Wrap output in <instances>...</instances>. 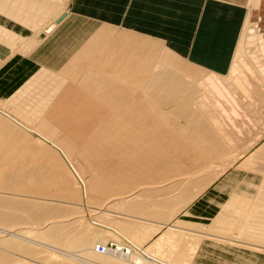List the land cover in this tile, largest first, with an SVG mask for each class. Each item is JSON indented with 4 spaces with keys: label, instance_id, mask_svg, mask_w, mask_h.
<instances>
[{
    "label": "rangeland",
    "instance_id": "1",
    "mask_svg": "<svg viewBox=\"0 0 264 264\" xmlns=\"http://www.w3.org/2000/svg\"><path fill=\"white\" fill-rule=\"evenodd\" d=\"M60 1H61V4H59L58 1L57 2L54 1V3L56 2L58 4L57 5L58 8H61L60 11H58V9H56V6H54L55 5L54 3H53L54 5L52 4V6L55 7V11L57 10L58 13L56 11L55 15L49 14L50 17H48V15H47L48 18H46V19L44 18L45 17L44 16L43 17L44 19H42L43 20L42 22H41V19H40V22H38L39 20L38 21L36 20V23H37L36 25H34V24L24 25L26 27L27 31L30 33V34L28 33L29 36H20V35L16 36V35H14V38H13V36H11V38H9V35H6V33H7L6 31H5V34H4V32L0 31V83L3 84L2 79H3L5 71L8 70L11 65L14 66V62H16L17 60L26 59L30 62H33L32 60L34 59V57H33L32 53L35 51V48H37L36 53L38 54V56L40 55L36 59H38V62L39 61L43 62L42 65L37 64L36 66H34V65L30 64L27 67H25V65L18 67V70L15 72L16 79L15 80L13 79L12 80L13 82L9 83L10 86L17 84L18 87L17 88H6V89L2 88V90L0 89V117L2 119L6 120L7 122H9L10 124H12L18 130V132H20V134L22 133L21 134L22 137H24V138L27 137L28 139L30 138L29 140L32 143H35L37 145V148L35 145L34 150H37L38 154H41V156L42 155L48 156L50 154V155H53L55 157V162H52L51 163L52 165L50 164V166H48V168L49 167H51V169H52V167L54 168V169H52V172L56 171L54 173V176H56V178L54 177L55 179L54 178L53 179L55 181L57 180L56 181L57 183L56 184L54 183L55 185H52V187L49 186V190H48L49 193L47 192V194L46 193H44V194L43 193L42 194L41 193H30V192H26V191H16V190H10V189H5V188L0 187V197H1L0 201H2V199L4 200L5 198H8V200L6 199V200H4V202L6 201L9 203V200H11L10 203L11 202L14 203L12 201V200H14V201H17V203L24 202L26 204H29L31 206L27 205V209L29 208V210H27V211L29 213L31 212L33 214H36V217L38 215L37 219L39 218L38 221L35 220L36 224H34V221H33V223H31L32 222L31 221L30 222L31 224L26 222L28 219L21 220V221L18 220L20 223L17 221L18 223L14 222L15 224L13 223V225L12 224L11 225H5V224L0 223V264H32V263L33 264H41L42 261L45 264H48V263L50 264L52 260H48L47 257L48 258L49 257H56V258H59L61 260H67L70 262L72 261L74 264H97V263H99V264H102V263L103 264H113V263H115L116 264V261H112L113 258L111 260L108 259L109 257L106 259L105 258L103 259V258H101V256L99 254L97 255V253H92L93 252L92 250L96 245H100V244L103 245L105 243L107 244L109 241L116 243L118 248H119V246H122V248L126 247L125 249H128V250L130 249V251L132 250L133 253H131V254L136 255V257L133 256V260L135 259L134 263L136 262V264H148V263H150V264H174V263L170 262L169 260L164 259L163 256L159 253V251L153 252V250H151L149 248V245L152 244L153 242H155V240L158 239V237L163 232L166 231V228H165L166 225H164L160 229V231H157V233H156L155 227H149V225H147L148 227H146L145 229H147V228L151 229L148 232V233H151V236L149 235L150 237H148V236L142 237L139 235V231L136 232L134 230L131 231V234H127L126 232H124L122 230V228L120 226H118V224H119V222L122 223V222H125L126 220H128L129 222H132L129 219L131 216H133V218L131 217L132 219L137 218L136 219L137 221L139 220L144 224L145 223H151V224H156V225H163V224L174 225L175 224L177 226L179 225L180 227H182V229H180L181 231H185V230H183V228H184V229H186V232L192 230V231H196V232H203V234L204 233L205 234H212L211 236H208V237H211L212 239L219 238V236H222L223 238H227L228 241L239 242V246H237L235 244L234 245L232 244L234 242H232L231 244H228V242L226 243V241H222V243H223L222 244L219 241L218 244L220 246L225 247V248H230V249L231 248L232 249L238 248L240 250H244L245 246L249 245V246H254L256 248L261 247L259 249L264 250V152H263L264 151V113H263L264 107L262 108L261 105L256 104L254 102L255 101L254 99H252V98L250 100L248 99V98H250V94H248V93L256 88V86H255L256 81H255V85L253 82H252L253 84L252 83H250V84L244 83V86L241 85V87L243 86L242 88L239 87L241 89H239L238 86H235L236 85L235 83H237V85L239 83V86L241 84L240 81L239 82L236 81L237 78L243 77L244 79H246L247 76H250L247 73L246 77H244L245 72H244L243 67L245 68V65L248 63V60L250 61L248 63V65L253 64L254 62H255L254 64L257 65V66L254 64L249 65L250 68L253 67L252 69L253 70L255 69L256 72H258V70L264 71V25H263L264 24V16L261 19L258 16L259 0H247V2H246V6H245L246 15H245V21H244L245 23L243 25V29H242L241 35L239 37L237 48L235 50V54L233 55V59L231 62V67H235V70H233V68L230 67L231 69H229V71L225 74H215V73L209 72L207 70L205 71V69L200 68L198 65H195L192 62L186 60L185 58H182V57L176 55L175 53H173L171 50H169L163 44V42H161L159 40L149 38V37H145V36H141L139 34H134L128 30H124V29H121V28H118L115 26L105 25V24H101L99 22H95L92 20L78 18V17H76V16H74L68 12L67 5H68L69 0H59V2ZM60 15L62 18L59 17ZM60 18H61V20H60L61 22H60V25L58 26L59 29L56 32V34H54L52 37L46 35L47 34L46 32H49L50 28L52 27V26H50V27H47V26H49L52 23H55V21H57V19H60ZM28 21H30V20L28 19ZM28 21H26V22H28ZM1 23H5V22H1ZM33 23H35V22H33ZM4 26L8 27V25L6 26V23ZM0 27H2V26H0ZM3 27H2V29H3ZM5 27H4L3 31L5 29L6 30H8V29L13 30L12 27L8 28V29ZM248 29H250L249 33H248ZM252 29H254V30L252 31ZM16 33H14V34H16ZM95 33L96 34L101 33L100 35H101V38L103 39V41L106 43H109L111 45L121 43L123 41L127 42V43L129 42L130 44L128 46L130 48H132V45L135 43L139 44L140 46H143V44H146L145 57L143 56L144 58H142L143 61L140 59V63H139L138 62L139 60H136L135 66H134V64L132 66V67H134L135 73H132L133 68H132V71H130L131 73H128V75H131L133 77H137V79L140 77L141 78L144 77L143 79H145V80H143V79L142 80L147 81L144 83L145 86L148 85V84H146V83H148V80H146V77H149L150 75H152L153 72H155L153 75L158 74V73L163 74V73L169 72V69L166 68L164 65H162L163 62L161 61V59H162L161 57H164L165 60H167V63L171 65V67L181 69V71H174L176 75H177V72H183L181 74H178L177 76L175 75L177 77L178 82L181 81L182 84L184 82H185L184 84L189 83V82H193L191 80H193V78H195V77L196 78L198 77L197 79H201V80L203 78L204 82L206 80L207 81L209 80L208 84H207V82L206 83L203 82L204 83L203 87H204V85H205V87H204V89L202 87L201 91L199 90V94H201V92L203 93L201 95V97L204 96V94H205L204 98H206L208 96V94H207L208 92L206 90L209 91L210 89H214V90H212L213 92L210 91L211 95L216 93L219 89L221 91L222 86L219 83H221L222 85H229L231 90H233V89H234V91L236 90L237 91V93H235L236 98H241L240 96L244 95L243 98H245V99L243 101L244 102L250 101V102H249L248 106H247V104L243 103L242 108H246L244 106H247L250 108V106H251L250 110L253 109V111L255 112V113L253 112L256 115L255 119L253 118L254 114L253 115L250 114L252 112H250V113L247 112L248 114L243 113V116H245V119L243 116H239L240 112H237L238 113L237 116H236L237 113L236 114L233 113L234 116L232 115V113H228V114L226 113L227 117L230 118L232 116L230 118V121L232 122L231 123L230 121H228V118H226V116H225L226 119L224 118V115H225L224 114L222 118L225 119V121L224 120L223 121L226 122V125L228 126V127H226V129H229L231 126L234 129L233 125L236 126V124L237 125H244V127L242 126L243 127L242 131L238 130V128H240L239 126H238V128H235V129H237L238 133L234 129V133L235 132L236 133L235 134L233 133V135L230 134V135H232V137L230 136L231 138L230 137L226 138V139H228V142H226L227 140H225V138L223 137L224 140H222L221 144H223V145L225 144V145L224 146L221 145V150L223 152L221 151V153H220V154H222L220 159L217 158V160L215 159L211 163L210 162H203L202 160L200 161V159H199L200 163H195L194 165L192 163L189 164V161H187L188 163L187 162L186 163L188 165L180 163L181 167L176 168L175 169L176 171L173 170V171L168 172V173H162L163 171H161L160 173H158L160 175H157L154 172L149 171V174L147 176H144L145 178L143 177L141 180L137 179V176H136V175H138L139 170L138 169L134 170L133 167H130L132 165L126 166V165L119 164V166L118 165L117 166H111V165L109 166L106 162L105 164L100 163V167H98L99 164L94 163V161L96 162V160H94L93 158L92 159H90L88 157H87L88 159L86 157L82 158L81 156L79 157V155H76L73 152L65 151L64 147L61 145L62 143L59 142V141H61L59 139L62 138L61 135L63 133H65V131H66L65 127L68 125V123L66 126H65L66 123L61 124V125L65 126V127L63 126L64 128L60 124L55 125L56 128L58 126L60 131L57 132L58 128L56 129L57 131L55 130V132H56L55 137L56 138L54 137L55 138L54 141H53V138L49 137V135H47L46 133H44V131H42L38 128V125H39L38 121L40 122L41 119L39 120V119L35 118L33 113H34V111H36V109H38V108H36V107H38L37 105L40 104L43 107L44 103L42 105V102H45V103L49 102L48 103L49 105H46L47 103L45 105L51 106L52 102L50 101V99H53V98H48V97L40 98V99H42V102L39 103V101H41V100L39 99L37 101L35 99L37 98V96H39V97L43 96L44 91L43 92L39 91V90H37V88L35 90L34 87H38L40 85L39 83H44V84L46 83L45 82L46 80L44 79V77L39 78L42 76V75H40V73L43 74L44 72L46 73L45 74L46 77L48 76L47 74L49 73L50 75L52 74V77H54L55 79L60 80L61 82L64 83L65 80H61L58 78L63 76L62 70L65 68V65L68 61L67 59L71 56V54H73V53L76 54L77 52H79V49H77L76 46L78 45V48H79L81 45H83V39H88L89 37H92ZM262 38H263V40H262ZM9 41H11V42L13 41V42L11 43ZM79 41H81V43H79ZM4 44H7L9 47H12V48L10 49L9 47L4 46ZM143 48H144V46H143ZM147 52L149 54V57L146 58ZM239 52H240V54H239ZM245 53H246V55H245ZM63 54H65V55H63ZM41 55H43V56H41ZM105 56L109 57V58H114V57H110L107 54H105ZM253 56H255V57H253ZM150 57H152V58H150ZM173 57H176V58H173ZM246 57H248L249 59ZM145 58H146V60H145ZM239 58H240L241 63L239 61ZM149 59H151L150 62H149ZM175 59H176V61H175ZM243 61H245L247 63H244ZM161 62H162V64H161ZM178 63H179V65L177 67ZM234 63L237 66H235ZM173 64H175V65H173ZM242 65H244V66H242ZM258 65H259V67H258ZM192 67H193V70L190 69ZM236 67H238V68L240 67L238 71H240V69H243V70H241V72H242V75L240 74L241 77H238V74L240 72H237ZM165 68L168 70H166ZM45 69H46V71H45ZM157 69H158V71H157ZM198 69H200V70H198ZM48 70H50V71H48ZM232 70L237 72L234 74L235 76L233 75V73H230ZM93 72L91 73L90 76H88V78L85 79L88 81V82L85 81L86 82V84H85L86 88H83L82 90L78 91V93L81 92L79 94V98L81 97L80 98L81 100L79 99L80 101H78V103L79 102L80 103L77 105V107H80V108H78V109H81V108L84 109L85 103L87 101L89 102V101L93 100V102H94L96 97L93 96L92 100L89 99L88 97L91 98L92 95H94L96 93H100L99 91L103 90V88H102L103 82L101 80L102 77L100 76V74H97V72L95 74H97L98 76L95 75ZM147 73H148V76H147ZM204 73H205V76L202 77L204 75ZM195 74H197V76H195ZM134 75H136V76H134ZM179 75H181V78ZM229 75H232L235 78H233V77L231 78V76H229ZM260 75L262 76V74H260ZM58 76H60V77H58ZM138 76H140V77H138ZM178 76L180 79L178 78ZM228 76L230 78L229 83H228L229 80H227ZM94 77L96 79H94ZM100 77H101V79H99ZM133 77H131V79H129L130 77L129 78L127 77L129 79L131 85L129 84V81H128L127 87H125L126 91H127V88L129 85H130V87H133L132 82H131ZM263 78H264V76H262V78H261L262 80H261L260 87L262 86L261 88L264 91V88H263L264 87V84H263L264 79ZM93 79H94V81H93ZM128 79H126L125 82H127ZM37 80L39 83L37 82ZM142 80L141 81L139 80V83L142 82ZM255 80H256V78H255ZM82 81H83V79H81L80 82L78 81V83L84 84ZM99 81L102 82V85H100L101 83ZM196 81H198V80H196ZM125 82H124V84L126 85ZM225 82H226V84H225ZM67 83L68 82L66 80V82L64 84H67ZM139 83H137V84H139ZM232 83H234L235 85H233ZM36 84L37 85L39 84V85L36 86ZM91 84H93V85H91ZM144 84L142 85V89H145V88H143V87H145ZM192 84L194 85V83H192ZM206 84L207 85L210 84L209 89H207L208 87L206 86ZM258 84L259 83H257V85ZM186 85H191V84L189 83ZM219 85L221 86V88L219 87ZM246 85H247V88H245ZM248 85H250V86H248ZM41 87H42V85L39 88H41ZM130 87H129L127 92H130V89L132 92V89H134V87L133 88H130ZM211 87H213V88H211ZM250 88H254V89L250 90ZM32 89L34 91H32ZM84 89H86L88 92L87 91L85 92ZM216 89H217V91H216ZM245 89H247V90L249 89L248 90L249 92L245 91ZM96 90H97V92H96ZM240 90H242V92L239 93ZM36 91L38 92L39 95L37 94ZM91 91H93V92H91ZM214 91H216V92H214ZM222 91L219 92L220 96L216 93L219 100L217 99V97L214 94V98L212 97L213 95L211 96L213 98V99H211V101L212 100L215 102L217 101L216 105L218 104V106H221L222 108L228 109V108H230L229 107L230 105L228 106L229 103L227 102V101H229L228 100L229 97L224 96L225 94ZM35 92H36V94H34ZM56 92H58V90ZM131 92L129 93V96H131V98H134L137 94L134 95V97H132L134 92L132 95H131ZM31 93L34 96L31 95ZM83 93H84V95H83ZM221 93L223 95H221ZM245 93H247V94H245ZM251 93H253V92H251ZM27 94H28V96H27ZM35 95H37V96H35ZM97 95H99V94H96V96ZM247 96H249V97H247ZM26 97H28L29 100ZM82 97L85 100L83 99V101H82ZM220 97H222V98H220ZM31 99H32L33 103L31 102ZM220 99H222V100L225 99L226 103L223 100L225 105H224L223 101ZM231 100H232V98L230 97L229 102H230L231 106H234V105H232L231 102H233V101H231ZM233 100H235V99H233ZM236 100H239V99H236ZM211 101L209 99V101H207V102L211 103ZM82 103H83V105H82ZM250 103L252 105H250ZM255 104H256V108H257V105L260 106V107H258V109L260 108L259 111H258V109H255V107L253 106ZM17 107H19V108L22 107V110L19 109L17 111V109H18ZM240 107H241V105H240ZM25 108H27V109H25ZM249 108H246V109L248 110ZM20 111H22V112H20ZM37 114L40 115L43 113H41L39 111ZM37 114H36V116L38 117ZM240 115H242V114H240ZM40 116L43 117V115H40ZM246 116L253 118V120L251 119L252 120L251 121L250 119H248V117L246 120ZM259 117L262 118L261 121H263V122H261L259 120L261 122L260 123L258 121ZM235 118H238V119H235ZM221 123L223 124L222 120H221ZM234 123H236V124H234ZM222 124H221V126H219V124H218V126L222 127L223 126ZM229 124H230V127H229ZM69 125H71V124H69ZM72 125H71V127H72ZM67 128L69 129L70 126ZM231 129L232 128L229 129L230 130L229 133L232 132ZM63 130H65V131H63ZM218 131L219 130H217V134H219ZM221 132L224 133V131H221ZM221 134L222 133L219 134L220 135L219 138H222ZM37 142H38V144H37ZM59 143H61V144H59ZM228 143H230V144H228ZM227 145L230 146V147L228 146L230 149L227 147ZM222 146H223V148H222ZM43 147H44V149H42ZM44 153H45V155H44ZM102 162H103V160H102ZM42 163H39V164H41V166H40L41 168H43V166H45V163L43 166H42ZM182 165H183V168H182ZM186 165H187V167H186ZM189 165H191V166H189ZM125 167H129L130 169H133V170H131V172H129V174H130L129 176L132 178L125 175V172L123 170V168H125ZM108 172L109 173L116 172L117 176L113 178V180L115 179L114 181L117 182L115 186H119V188H120L119 192H121L120 194H124L123 197L124 196L127 197L126 199H127L128 203H130V204L132 202H134L135 204L141 203L140 206L141 205L144 206V204H145L144 207L157 208L156 210H158L160 213L164 212V213L169 214L170 216L166 217V218H162V217L160 218V216L158 217L157 215H155V213H153L155 215L154 216L152 213L146 214V212H144L142 214H136V213H133L132 210L125 209L123 211L119 207L117 208L118 205L117 206L109 205L110 203L108 204V202H107V201H109L108 197H105V199L103 198V200L100 202L99 205H97V203L92 202L86 196L87 187L93 185L92 182H96L100 186H102V189H98V190H104V188H105V186H103L104 183L106 184L110 180V178H108V176H107ZM131 173H134V174H131ZM161 173L164 175H162ZM57 174H59V175H57ZM63 180H65V181H63ZM146 181H147V183H149V186H147L148 184H146ZM143 182H144V184H146V185H143L145 191L140 190L143 188V186H142ZM146 186H147V188H145ZM150 186L152 187V189H150L151 188ZM147 189H149V190H147ZM137 191H138V193H137ZM117 192H118V190H117ZM210 193H212L214 195V197H213V195L211 197L212 200L214 199V201H212V204L214 202V204L216 206L214 204L212 205L211 202H209V204L207 203L208 205L206 204V202L204 204L205 199L207 198V196ZM134 195H136V197ZM2 197H4V198H2ZM131 197H133V198H131ZM106 199H108V200H106ZM134 203H132V204H134ZM153 204H154V206H153ZM100 205H101V207H103V211L101 212V214H96L95 212H93V211H95L94 210L95 207H100ZM143 206H141V207H143ZM150 206H153V207H150ZM10 211L14 212L15 209H12ZM17 211H16V213L20 214L21 211L20 212L19 211L17 212ZM224 212H225V214L228 213L227 214L228 216L227 215L225 216ZM14 213H11V214H13V216H14ZM9 214H10V212H9ZM16 215L21 216V219L25 218V217H22V213H21V215L15 214V216ZM223 215H224V218H226L227 221L230 223L229 229H231V230H229V231H226L225 229H223V230L221 229L222 230L221 231V230H218L217 228H214V224H213L214 220H216V221L222 220ZM77 217H79V218H77ZM58 218L61 221H58ZM50 219L54 220V221L57 220V222L55 221L56 223H50L48 225V223L50 222ZM68 223H69V225H68ZM21 226H24V227L26 226L25 228L24 227H22V228H24V230H26V232L28 230V233L19 232L18 234L17 233L15 234L14 230L17 231V229H21L20 228ZM27 227L28 228L31 227L32 230H30L31 228L28 229ZM85 227L93 229L92 231L90 230L92 235H93V231H94V233H95V231H97L96 233H101L102 235L101 234H99V236L97 235V237L99 239L96 237V235L95 236L93 235L94 236V239L92 238L93 243L91 245H89L91 243L90 242L89 244H87L84 247L80 244H76L75 242L77 240H79L80 236L85 234V232H84ZM34 228H38V229H34ZM120 228H121V230H120ZM82 229H84V230H82ZM181 231H176V233L178 232L177 234L180 233V235H182V234L185 235L184 232L182 233ZM39 232L42 236L39 234ZM172 233H170L171 234L170 236L176 234L175 231ZM64 234H65V236H64ZM38 235L40 237H38ZM186 235H187V233H186ZM194 236L195 235L189 236L190 239H187V238H189L187 236L186 239L187 240L193 239L192 241H194ZM43 237H45V238H43ZM197 238H198V240L201 238L203 241H213L215 243L218 242V240H216V239H214V240H216L217 242L212 240L211 238H209V239H207L206 237L202 238V236H200V238H199V236H196L195 239H197ZM94 240H95V242H94ZM202 240H200V241H202ZM241 243H243V244H241ZM184 244H186V243H184ZM240 244L241 245L245 244V246L241 247ZM78 245H79V247H78ZM18 246H20V248H21L20 251H19ZM213 247L214 246H212V248ZM214 248H215V249H213L214 252H204L203 253V252H201V249H200V250H198V252L196 251L197 253H194V255H191V253H193L194 251H192L191 253L189 252V254H188V252H186L187 254H185L184 252H182L181 254L179 253V255L184 256V258H182L180 256L181 258H179V261L177 263H179V264H248V263L257 264V263H254V261H257V259H252V261L249 260L248 258L243 259L242 257L232 255L233 253H228L225 250L220 249L219 246H216ZM164 249H166V248H164ZM246 249L250 250L251 248H246ZM251 250L254 251V249H251ZM263 250H259V251L257 250V251H254V253H257L258 255H260L262 257V261L264 262V253H263L264 251ZM86 251H88V253ZM123 252H124V250H123ZM165 252H166V250H165ZM86 253H87V255H86ZM167 253H168V250L166 252V255L168 257H171L168 255L169 253L168 254ZM36 255H37V257H36ZM108 256L112 257L113 255L111 256V254L110 255L108 254ZM45 258L48 261H46ZM98 258L99 259L101 258L102 260L101 259L99 260ZM116 259H119V258H116ZM171 259H172V257H171ZM105 260H107V262ZM120 260H122V259H120ZM110 261H112L113 263H111ZM51 264H53V261ZM262 264H264V263H262Z\"/></svg>",
    "mask_w": 264,
    "mask_h": 264
},
{
    "label": "bare ground",
    "instance_id": "2",
    "mask_svg": "<svg viewBox=\"0 0 264 264\" xmlns=\"http://www.w3.org/2000/svg\"><path fill=\"white\" fill-rule=\"evenodd\" d=\"M54 1H56V2L58 1V3L61 4V1L59 2V0H0V11H1L0 12V23L1 22L7 23V21L11 20L12 17L15 18L17 21L18 20H20L21 22L24 21L25 24H26V21H28V19L30 21L32 20L35 23H36V20L37 21L39 20L38 22H40V19H41V22H42L43 21L42 19H44V18L46 19V18L50 17L49 14H54V15L56 14L55 12L57 10L55 11V7L52 6ZM56 2L54 3L55 5L54 4L53 5L56 6V9H58V11H60L61 8H58V6H57L58 4ZM4 10L7 12L6 14H5V12H3ZM58 11H57V13H58ZM47 15H48V17H47ZM258 16L260 19L264 16V0H259ZM59 17H61V15ZM61 18L57 19V21H55V23H52L49 26H47V27L52 26L50 28L49 32H46L48 35L51 32L58 31V29H59L58 26L60 25ZM15 19H12V20H15ZM5 23H1L0 26L3 27L5 25ZM22 25H24V24H22ZM2 27H0L1 28L0 31L4 32V34L6 31L7 32L6 35H9V38H11V36H13V38H14V35L17 36L18 33H16L17 31L13 27L12 28L14 31L12 29H8V28H11L9 26L8 27L4 26L8 30L5 29L3 31L4 27H3V29H2ZM253 30L254 29H252V31ZM249 31H250V29H248V33H249ZM14 33H16V34H14ZM95 34L92 37H89L88 39H83V45H81L79 48H78V45L76 46L77 49H79V52H77L76 54H74V53L71 54V56H70L71 58L69 57L67 59L68 61L65 65V68L62 70L63 76L62 77L58 76L60 78L57 77L58 79L65 80V82L67 80V82H68L67 84H64L65 82L63 83L60 80L55 79L54 77H52V74L50 75L48 73L47 74L48 76L46 77V75H45L46 73L43 71L44 73L43 74L40 73V75H42V76L39 78L44 77V79L46 80L45 81L46 83L45 84L39 83L37 80V82L40 85L38 84L39 85L38 86L36 84V86H38V87H34L35 90L37 88V90H39V91H42V92L44 91L43 96L39 97V96L35 95V96H37V98L35 100L38 101L40 98H44V97L53 98V99H50V101L52 102L51 106H46V105H49L48 104L49 102H46L47 103L46 104L45 102H42V99H40L41 101H39V103L42 102V105H43V103H44V105L45 104L46 105L45 106L43 105V107H42L38 103L41 107L39 105H37L38 107H36V108H38V109H36V111H34V113H33L35 118H37L39 120L41 119L40 122L37 120L39 123L38 128L40 130L44 131V133L49 135V137L53 138V141H54V139L56 138L55 137V134H56L55 130L58 128V126L56 128V126H55L56 124L61 125V124L66 123L65 126L67 125V123H68V125L73 124L72 127H71V125H69L70 126L69 129L67 128V127H69L68 125L66 127L64 125H61L62 127L63 126L65 127L66 131L63 130V131H65V133H63L61 135L62 138L59 139V140H61L59 142H61L62 144L61 143H59V144H61L64 147V150L67 152H73L74 154L79 155V157L81 156L82 158H84V157H86V158L88 157L90 159L93 158L94 160H96V162L94 161V163L99 164L98 167H100V163L105 164L106 162L109 166L110 165L111 166H117V165L119 166V164L126 165V166L132 165L130 167H133L134 170L135 169L139 170L138 175H136V176H137V179L141 180L144 176H147L149 174V171H152L155 174L160 175L158 173H160L161 171H163L162 173L171 172V171L175 170L176 168L181 167L180 163L187 164L188 163L187 161H189V164L192 163L194 165L195 163H200L199 159H200V161L202 160L203 162H210V163L215 159L217 160V158L220 159V157L222 156V154H220V153L222 151L221 145H223V144H221V143H222V140H224L223 137L225 138V140H227L226 142H228V139H226V138H229L230 136L232 137L235 128H238V126H239L240 128H238V130L242 131V129L244 127V125H237L236 123H234V124H236V126L233 125L234 126V129H233L232 126L230 127V124L232 123L230 121V118L232 116L229 118L226 115L228 113H232V115L234 116V114H236L237 112H240L239 116H243V113L246 114L247 112L248 113L252 112V113H250L252 115L255 113L253 111V109H251L252 111L250 110L251 106H250V108L247 107L249 105L250 101L244 102L243 101L245 99V98H243L244 95L243 96L241 95L240 96L241 98H236L235 93H237V91L236 90L234 91L233 88H232L233 90H231L229 85H222L221 83H219L222 86V88H221V86L219 85V87L221 88V91L223 90L222 92L225 94L224 96L229 97V99L227 98L229 101H230V97L232 98L231 101H233V102H231V103L234 106H231L230 102L227 101L229 103V104L227 103L228 106L230 105L229 106L230 108H228V109L222 108L221 106H218V104L216 105L217 101L215 102L212 100L214 103L211 101V99L214 98V94L216 97H217L216 93L220 96V94H219V92H221L220 89L218 91L216 89L217 92L214 91L216 93L212 94L213 96L211 95V92H213L212 90H214V89H210L209 91L206 90L208 93L204 90L208 94V96L206 98H204L205 97V94H204V96H202L203 97L202 98L201 95L203 93L201 92V94H199V90L201 91L203 84L206 82L208 84L209 80L208 81L206 80L204 82L203 78L201 80V79H197L198 77L197 78L195 77L196 79L193 78V80H191L193 82H189L187 80L191 85H186L189 83L184 84L185 82L182 84L181 81L178 82L176 76L178 74L183 73V72H177V75H176L174 71H181V69L171 67V65L167 63V60H165L164 57H161L162 58L161 61L163 62V64H162V62H161V64L164 65L166 68H168L169 72L168 73L162 72L163 74H161V73L159 74L157 72L158 74H155V75H153L155 73V72H153L152 75H150L149 77H146V80H148V83H146V84H148V85L145 86L144 83L147 81H143V80H145V79H143L144 77L141 78L140 76H138V77H140V78H138L140 81L143 79L142 80L143 83L142 82L139 83V80L137 79V77H133L131 75H128V73H131L130 71H132V68H133L132 73H135L134 67H132L133 64L135 66L136 60H139L138 62L140 63V59L142 60V58L145 57L146 44H143L144 48H143V46H140L139 44H136V43H135L136 45L133 44L132 48H130L128 46L130 43L129 42L127 43L124 41L121 43L111 45V44L103 41V39L101 38V35H100L101 33L100 34L97 33L96 35ZM262 40H263V38H262ZM81 41H79V43H81ZM9 42H11V41H9ZM10 48H12V47H10ZM105 54L109 55L110 57H114V58L106 57ZM239 54H240V52H239ZM63 55H65V54H63ZM245 55H246V53H245ZM147 57H149L148 52H147L146 58ZM253 57H255V56H253ZM146 58H145V60H146ZM150 58H152V57H150ZM173 58H176V57H173ZM246 58H248V57H246ZM150 60L151 59H149V62H150ZM175 61H176V59H175ZM239 61H240V58H239ZM243 62L247 63L245 61H243ZM249 62L250 61L248 60V63ZM240 63H241V61H240ZM248 63L245 65V68L243 67L244 72H245V73L243 72L245 75V76L244 75L243 76L246 77L247 73L250 76H247L246 79H244L243 77L237 78L236 81L241 82L240 86H239V83H238V85H237V83H235L236 85L234 83H232V84L235 86H238V88H239V87H241V85L244 86V83L250 84L253 82L255 85V81H256V85H255L256 88L255 89L250 88V90L251 89H254V90L249 92L248 91L249 89L248 90L245 89V91H248L249 93L248 92L247 93L250 94V98H248L249 100L251 98L254 99L255 100L254 102L258 105H261V107L263 108L264 107V91L261 88L262 86L260 87V84H261V80H262L261 78H262V76H264V71H262V70L259 71L257 69L258 72H256L255 69L254 70L252 69L253 67L252 68L249 67V65H253L255 62L253 64H249V65H248ZM173 65H175V64H173ZM178 65H179V63L177 64V67H178ZM254 65H256V64H254ZM235 66H237V65L235 64ZM242 66H244V65H242ZM258 67H259V65H258ZM231 68H233V70H235V67H231ZM236 68H237L236 69L237 72H240L238 74V77H241L240 74L242 75L241 70H243V69H240V71H238L240 67L239 68L236 67ZM168 69H166V70H168ZM190 69L193 70V67ZM198 70H200V69H198ZM233 70L230 73H233V75H234L237 72L233 71ZM45 71H46V69H45ZM48 71H50V70H48ZM157 71H158V69H157ZM92 72L94 74L97 72V74H100V76L102 77V79H101V77L99 79L102 80L103 85H102V82H100L101 80L99 81L101 84L100 83L99 84L102 85L103 90L102 91L100 90L99 91L100 93H96V94H99L97 96H96V94H94V95H92L91 98L88 97L89 99L92 100V98L94 96V97H96L97 100L95 99L94 102H93V100L89 101V102L86 100L87 102L85 103V108L84 109L81 108L82 109L81 110V109H78L80 107H77V105L80 103V102L78 103V101L81 100L80 99L81 97L79 98V94L81 92L78 93V91L82 90L83 88H86L85 84L88 81L85 79L88 78V76H90ZM97 74H95V75H97ZM260 74H262V76ZM134 76H136V75H134ZM147 76H148V73H147ZM179 76L181 78V75H179ZM179 76H178V78H179ZM195 76H197V74H195ZM204 76H205V73L202 77H204ZM229 76H231V78L233 77L232 75H229ZM229 76H228L227 80L230 79ZM127 77L128 78L130 77L129 79H131V77H133L131 82H132V86L134 87L135 90L132 89V92H131V89H130V92H131V95L134 92L132 97H134V95L137 94L134 98H131V96H129L130 92H127L130 85H131V83ZM233 78H235V77H233ZM255 78H256V80H255ZM81 79H83L82 82L84 84L78 83V81L80 82ZM94 79H96V78L94 77ZM94 79H93V81H94ZM126 79H128L127 82H125ZM196 80H198V81H196ZM123 81L126 83V85L124 84ZM128 81H129L130 85L128 86L127 91H126L125 87H127ZM133 81L134 82L136 81V82L134 83ZM229 82H230V80L228 81V83ZM137 83H139V84H137ZM192 83H194V85ZM257 83H259V84L257 85ZM143 84L145 86L143 88H145V89H142ZM207 84H206V86L208 88L207 87L206 88L209 89L210 84L209 85H207ZM225 84H226V82H225ZM41 85H42V87L39 88ZM91 85H93V84H91ZM248 86H250V85H248ZM133 87H130V88H133ZM204 87H205V85H204ZM204 87H203V89H204ZM213 87H211V88H213ZM241 88H239V89H241ZM245 88H247V85ZM57 90H58V92H56ZM84 90H85V92L87 91L86 89H84ZM32 91H34V90L32 89ZM36 92L34 94H36ZM91 92H93V91H91ZM96 92H97V90H96ZM240 92H242V90H240L239 93ZM251 92H253V93H251ZM247 93H245V94H247ZM28 94H27V96H28ZM37 94H38V92H37ZM31 95H33V94L31 93ZM83 95H84V93H83ZM221 95H223V94L221 93ZM83 97H82V101L84 99ZM247 97H249V96H247ZM26 98L28 99V97H26ZM220 98H222V97H220ZM209 99H210L211 103L207 102V101H209ZM217 99H218V97H217ZM233 99H235V100H233ZM236 99H239V100H236ZM220 100H222V99H220ZM223 100L225 101V99H223ZM224 101H223V103H224ZM31 102H32V99H31ZM225 103H226V101H225ZM225 103H224V105H225ZM243 103L247 104V106H244V107L249 108L248 110L246 108H242ZM251 103H250V105H252ZM256 104L253 106L255 107V109H258V107H260V106L257 105V108H256ZM82 105H83V103H82ZM240 105H241V107H240ZM17 108H16L17 111L19 109L22 110V107L21 108L17 107ZM25 109H27V108H25ZM259 109H258V111H259ZM39 111L41 113H43V114H40V115H43V117H41L40 115L37 114ZM20 112H22V111H20ZM36 114L38 115V117L36 116ZM240 114H242V115H240ZM223 115H224V118L226 116V118H228V121L231 122V123L229 122L230 123L229 127L232 128L233 130L231 129L232 132H230V133H229L230 128L226 129V127H228V126L226 125V122H224L226 118L225 119L222 118ZM237 115H238V113L236 114V116ZM248 116H246V120H247ZM243 117L245 119V116H243ZM255 117H256V115L254 114L253 118L255 119ZM253 118L248 117V119H250V120L251 119L253 120ZM235 119H238V118H235ZM261 119L262 118L259 117L258 121L259 120L261 121ZM221 120H222L223 124L221 123ZM261 122H263V121H261ZM218 124H219V126H221V124L223 126L219 127ZM217 130H219L218 131L219 134L222 133L221 134L222 138H219L220 135L217 134ZM220 130L224 131V133L221 132ZM59 131L60 130L58 128L57 132H59ZM235 131H237V129H235ZM237 133H238V131H237ZM21 134H20V132H18V130L12 124H10L9 122H7L6 120H4L0 117V187L5 188V189H10V190H16V191H26V192H30V193H41V194L46 193L47 194V192L49 190V186L52 187V185H55L57 183L56 182L57 180L56 181L54 180L56 178V176H54V173L56 171L52 172V169H54L53 167H52V169H51V167H49L50 169L48 168V166H50V164L52 162H55V157L53 155H50V154L48 155L49 157L43 156V155L41 156V154H38L37 150H34V147L36 144L32 143L29 140L30 138L28 139L27 137H25V138L22 137ZM230 134H232V135H230ZM37 144H38V142H37ZM228 144H230V143H228ZM223 146H222V148H223ZM228 146L229 145H227V147ZM36 148H37V145H36ZM42 149H44V147ZM44 155H45V153H44ZM102 160H103V162L104 161L105 162L103 163ZM39 163H42V166L45 163L46 167L43 166V168H41L40 167L41 164H39ZM187 165H186V167H187ZM189 166H191V165H189ZM182 168H183V165H182ZM123 170L125 172V175L130 177L129 172H131V170H133V169H130L129 167H125V168H123ZM131 174H134V173H131ZM57 175H59V174H57ZM162 175H164V174H162ZM107 176H108V178H110V180L108 183H106V184L104 183V185H103V186H105L104 190H98V189H102V186H100L96 182H92L93 185L87 187L86 196L92 202L97 203V205H99L100 202L103 200V198L105 199V197H108L110 202L109 201H107V202H108V204L110 203L109 205H114V206L118 205L117 208L119 207L123 211L125 209H127V210H132V212L136 213V214H142L144 212H146V214L147 213H152V214L155 213V215H157L158 217L160 216V218L161 217L166 218V217L170 216L169 214L164 213L163 211H162L163 213H160L158 210H156L157 208L144 207L145 204H144V206L141 205V206H143V207H141L140 206L141 203L140 204H138V203L135 204L134 202H132L134 204L128 203V201L126 199L127 197H125V196L123 197L124 194H120L121 192H119L120 191L119 186H115L117 182H115L114 181L115 179L113 180V178L117 176L116 172H112V173L108 172ZM130 178H132V177H130ZM63 181H65V180H63ZM146 184H148L147 186H149V183H147V181H146ZM146 184H144V182H143L142 186L146 185ZM147 186L145 188H147ZM150 189H152V187ZM117 190H118V192H117ZM140 190H144V186ZM147 190H149V189H147ZM138 191H137V193H138ZM212 195L213 194L210 193L207 196V198L204 201V204H205V202H206V204L207 203L209 204V202H211V204H212V201H214V199L212 200V198H211ZM134 196L136 197V195H134ZM213 197H214V195H213ZM2 198H4V197H2ZM131 198H133V197H131ZM6 199L8 200V198H5L4 200H6ZM108 199H106V200H108ZM4 200L2 199V201H0V223L5 224V225H11V224L13 225L14 222L18 223L21 220L28 219L26 222L30 223L32 221L31 223H33V221H34V224H36L35 220L38 221V219H39V218L37 219L38 215L36 217V214H33L31 212L29 213L27 211V210H29V208L27 209V205H29V204H26L24 202H22L23 204L21 202L17 203V201H14V200H12L14 203H12V202L10 203L11 200H9V203H8L6 201L4 202ZM213 204H214V202H213ZM29 206H31V205H29ZM153 206H154V204H153ZM153 206H150V207H153ZM12 209H15V211H14L15 213L13 211H10ZM17 210L19 212L21 211L20 214L16 213ZM94 210L95 211H93V212H95L96 214H101V212L103 211V207H101V205H100V207H95ZM9 212H10V214L14 213V216H13V214L10 215ZM21 213H22V217H25V218L21 219V216H17V215L15 216V214L21 215ZM224 214H225V212H224ZM227 214H225V216ZM131 217L133 218V216H131ZM131 217L129 219L132 222H129L128 220H126L125 222H122V223L119 222V224H118V226H120L122 228V230L124 232H126L127 234H131V231L134 230L136 232L139 231V235L142 237H144V236L150 237L151 233H148V232L151 229H148V228H147L148 230L145 229L146 227H148L147 225H149V227H155L156 233H157V231H160V229L164 225H166V227H165L166 231L163 232L158 237V239L155 240V242L150 244L149 248L151 250H153V252L159 251V253L163 256L164 259H167L174 264H179V263H177L179 261V258H181V257L184 258V256L179 255V253L181 254L182 252H184L185 254H187L186 252H188V254H189V252L191 253L192 251H194L193 253H191V255H194V253H197L198 250H200V249H201V252H203V253L204 252H214L213 249H215L214 247H216V246H219L220 249H223L228 253H233L232 255H234V256L242 257L243 259L248 258L251 261H252V259H257V261H254V263H257V264L264 263L262 261V257L260 255H258L257 253H254V251H257V250L258 251L263 250V249H259L261 247L256 248L254 246H249V245L245 246V244L241 245V244H243V243H241L240 244L241 247L245 246V249L251 248V249H254V251L251 249L250 250L249 249L240 250L238 248H233V249L232 248L231 249L225 248V247L220 246L218 244L219 241H220V243H222V241H226V243L228 242V244H231L232 242H234L232 244L233 245L235 244L237 246H239V242L228 241L227 238H223L222 236H219V238H214V239L218 240V242H217L216 240L212 239L211 237H208V236H211L212 234H205V233L203 234V232H196V231H192V230L186 232V229H184V228H183V230H185V231H181L180 229H182V227H180L179 225L177 226L175 224L174 225H168V224L156 225V224H151V223H145L144 224L139 220L137 221L136 220L137 218L132 219ZM77 218H79V217H77ZM222 218L223 219L220 221L217 220L218 222L216 220H214V223H213L214 228H217L218 230L225 229L226 231L231 230V229H229L230 223L227 221L226 218H224V215L222 216ZM55 221L57 222V220H55ZM55 221L50 219V222L49 223L47 222V223L49 225L50 223H56ZM58 221H61V220H59V218H58ZM68 225H69V223H68ZM22 227H24V226H21L20 227L21 229L16 228L17 231L14 230V233L18 234L19 232H21V233L26 232V230H24V228L26 226L24 228H22ZM29 228H31V227H29ZM121 228H120V230H121ZM34 229H38V228H34ZM30 230H32V228ZM82 230H84V229H82ZM90 230L92 231L93 229L85 227V230H84L85 234L80 236L79 240H77V241L75 240L76 241L75 243L80 244V245L85 247L87 244H89L91 242L89 244V245H91L93 243L92 240L94 239V236L96 235V237H97V235L99 236V234H101V233H96L97 231H95V233H94V231H93V235H94L93 236ZM174 231H175V233H176V231H181L182 233L184 232L185 235H183V234L180 235V233L177 234L178 233L177 232L176 234L170 236L171 235L170 233H172ZM26 233H28V230ZM186 233H187V235H186ZM39 234H40V232H39ZM193 235H195L194 241H192L193 239L187 240V239H190L189 236H193ZM64 236H65V234H64ZM187 236L189 238L186 239ZM196 236H199V238H200V236H202V238L208 237L207 239L211 238L212 240L216 241L217 243H215L213 241H203L201 238L198 240V238L195 239ZM38 237H40V236L38 235ZM43 238H45V237H43ZM200 240H202V241H200ZM94 242H95V240H94ZM184 243H186V244H184ZM105 244H103V245L105 246ZM97 246L98 245H96L93 248L92 253H97V255L99 254L101 256V258H103V259L104 258L106 259L109 257L108 259L111 260L113 258L112 261H116V264H136V262L134 263L135 259L133 260V256L136 257V255L131 254V253H133V251L131 250L132 251L131 252L130 249L129 250L125 249L126 247L124 249L127 251V253H125V252H123V253H111L110 251L100 252L97 250ZM212 246H214V247L212 248ZM78 247H79V245H78ZM18 248L20 251V249H21L20 246H18ZM164 248H166V249H164ZM165 250H166V252L168 250L169 254L168 253L167 254L169 256H171L172 259H171V257H168L166 255ZM86 252L88 253V251H86ZM87 253H86V255H87ZM108 254L109 255L111 254V256L112 255L113 256L110 257V256H108ZM36 257H37V255H36ZM115 257L119 258V259H116ZM47 259L52 260L53 264H74L72 261L70 262L67 260H61V259L56 258V257H49V258L47 257ZM120 259H122V260H120ZM45 260H46V258H45ZM48 260H46V261H48ZM107 260H105V261L107 262ZM52 261H51V263H52ZM112 261H110V262L113 263ZM42 263L45 264L43 261H42ZM97 264H99V263H97ZM113 264H115V263H113ZM148 264H150V263H148ZM248 264H250V263H248Z\"/></svg>",
    "mask_w": 264,
    "mask_h": 264
},
{
    "label": "crops",
    "instance_id": "3",
    "mask_svg": "<svg viewBox=\"0 0 264 264\" xmlns=\"http://www.w3.org/2000/svg\"><path fill=\"white\" fill-rule=\"evenodd\" d=\"M246 2L247 0H69L67 7L68 12L78 18L159 40L173 53L200 68L215 74H225L231 67L243 29ZM3 12L7 13L5 10ZM12 19L15 18L12 17L6 25L13 27L19 33L17 35L29 36L24 25L33 22L25 24ZM56 32L46 35L52 37ZM4 46L9 47L6 44ZM36 51L37 48L32 53L33 62L17 60L14 66L11 65L5 71L3 84L0 83L1 90L18 87L17 84H9L16 79L18 67L43 64L36 59L39 57Z\"/></svg>",
    "mask_w": 264,
    "mask_h": 264
},
{
    "label": "built area",
    "instance_id": "4",
    "mask_svg": "<svg viewBox=\"0 0 264 264\" xmlns=\"http://www.w3.org/2000/svg\"><path fill=\"white\" fill-rule=\"evenodd\" d=\"M97 250L100 252L110 251L111 253H123V250H124V252L127 253V251L124 248H122V246H119V249H118L116 243L112 241H109L105 246L102 244L98 245Z\"/></svg>",
    "mask_w": 264,
    "mask_h": 264
}]
</instances>
